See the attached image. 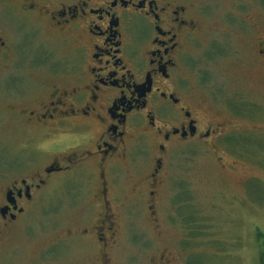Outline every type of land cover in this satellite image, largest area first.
Returning a JSON list of instances; mask_svg holds the SVG:
<instances>
[{
    "label": "flooded vegetation",
    "instance_id": "obj_1",
    "mask_svg": "<svg viewBox=\"0 0 264 264\" xmlns=\"http://www.w3.org/2000/svg\"><path fill=\"white\" fill-rule=\"evenodd\" d=\"M263 10L264 0H0V130L21 137L5 165L29 172L2 190L0 241L54 177L61 208L91 196L83 210L97 211L72 216L52 254L67 259V248L70 264H112L120 212L161 194L171 150L233 148L231 120L191 82V49L254 41L264 60ZM142 145L152 154L137 152Z\"/></svg>",
    "mask_w": 264,
    "mask_h": 264
},
{
    "label": "rangeland",
    "instance_id": "obj_2",
    "mask_svg": "<svg viewBox=\"0 0 264 264\" xmlns=\"http://www.w3.org/2000/svg\"><path fill=\"white\" fill-rule=\"evenodd\" d=\"M256 12L253 10L254 16ZM210 42L204 43L206 50L198 43L192 46L191 60L199 66V72L192 73L191 82H198L199 95L206 105L221 110L223 117L231 120L233 148L189 143L171 150L165 157L161 194L153 202L145 193L130 211L120 212L119 242L112 264H261L264 60L252 51L257 42L245 47V41H232L228 51L217 54L209 53ZM235 103L238 107L245 104L256 113L250 117L246 113L236 115L229 106ZM20 140V136L0 130V147L4 149L0 152V202L8 181L29 173L28 166L5 165L10 157L17 158ZM137 152L149 155L151 151L142 145ZM53 178L0 241V264H70L73 256L69 249L63 248L67 257L64 261L52 254L53 248L73 221L72 216L83 220L85 214L96 213L97 209L91 206L83 210L93 201L91 196L61 208ZM126 184L121 182L130 186ZM152 211L157 222L150 217ZM74 253L83 259L92 254L94 259L93 251L89 254L77 249Z\"/></svg>",
    "mask_w": 264,
    "mask_h": 264
},
{
    "label": "trees",
    "instance_id": "obj_3",
    "mask_svg": "<svg viewBox=\"0 0 264 264\" xmlns=\"http://www.w3.org/2000/svg\"><path fill=\"white\" fill-rule=\"evenodd\" d=\"M260 236H261V234H260ZM259 236V237H260ZM260 263L261 264H264V247H263V249H262V251H261V254H260Z\"/></svg>",
    "mask_w": 264,
    "mask_h": 264
}]
</instances>
